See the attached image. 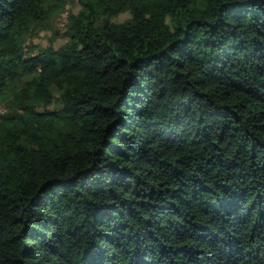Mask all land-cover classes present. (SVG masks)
<instances>
[{
  "label": "trees",
  "instance_id": "1",
  "mask_svg": "<svg viewBox=\"0 0 264 264\" xmlns=\"http://www.w3.org/2000/svg\"><path fill=\"white\" fill-rule=\"evenodd\" d=\"M67 2L0 0V264H264V0Z\"/></svg>",
  "mask_w": 264,
  "mask_h": 264
},
{
  "label": "rangeland",
  "instance_id": "2",
  "mask_svg": "<svg viewBox=\"0 0 264 264\" xmlns=\"http://www.w3.org/2000/svg\"><path fill=\"white\" fill-rule=\"evenodd\" d=\"M80 6L77 0H68L65 5V10L69 12L76 13L79 10ZM64 10V11H65ZM63 11L52 23V27L40 31L38 34L33 35L34 37L30 40L31 44L38 45V48L47 47L52 45L54 48H58L60 45L67 41V38L62 34L65 31L64 20L66 19V13ZM129 17L128 13H122L117 17H114L113 20L116 22H122L123 20ZM55 92H57L55 90ZM6 107H0V112L6 111Z\"/></svg>",
  "mask_w": 264,
  "mask_h": 264
},
{
  "label": "built area",
  "instance_id": "3",
  "mask_svg": "<svg viewBox=\"0 0 264 264\" xmlns=\"http://www.w3.org/2000/svg\"><path fill=\"white\" fill-rule=\"evenodd\" d=\"M65 21H66V19L64 20V22H65ZM64 22H63V23H64Z\"/></svg>",
  "mask_w": 264,
  "mask_h": 264
}]
</instances>
